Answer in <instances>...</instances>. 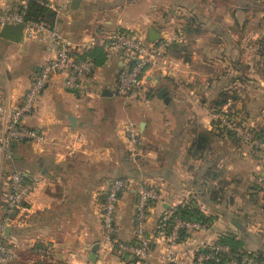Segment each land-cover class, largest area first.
I'll list each match as a JSON object with an SVG mask.
<instances>
[{"label": "crops", "instance_id": "obj_1", "mask_svg": "<svg viewBox=\"0 0 264 264\" xmlns=\"http://www.w3.org/2000/svg\"><path fill=\"white\" fill-rule=\"evenodd\" d=\"M103 1L82 0L79 10L55 24L60 33L65 32L62 34L66 39H72L77 58L83 56L80 46L89 38L76 17L99 9L101 13L120 17L116 21L104 20L102 24L115 23L119 30L140 27L146 37L150 28L161 36L177 26L174 32L184 39L189 37L193 51L189 56V45L177 43L167 52L164 64L149 68L144 75V101L119 109L125 113V119L120 116V120L115 108L101 112L95 104L96 100L114 96L123 63L121 56L107 54L102 48L89 53L100 63L91 80L93 88L89 97L67 92L64 75L54 78L25 125L61 144L75 136H81L83 142L72 154L64 146L18 144L19 157L14 158L10 167L43 175L46 183L19 212L7 236L8 227L5 228V240L9 245H19L21 256L33 254L38 259L36 247L52 246L55 261H42L50 264H127L116 254L102 258L99 243L100 213L108 185L116 178L129 177L137 184L159 186L164 192L162 203L150 208L149 229L156 225L163 210L181 202H194L211 218L210 228L178 247L180 260L175 264H192L187 252L197 241L233 239L244 250L264 256V213L258 184V174L264 171L258 167L251 149L233 137L214 131L211 115L215 100L223 93H235L237 101L230 100L232 105L228 103L223 108L229 109L231 105L246 113L249 124L264 128V116L261 117L264 114V25L258 20L264 18V0H105L104 4ZM95 2H102L98 11L93 7ZM20 3V0H0V11L19 10ZM112 11L116 12L112 14ZM122 17L138 18L139 23ZM188 17L194 26L185 23ZM174 22L177 23L173 26ZM187 29L189 33L202 30L210 36L192 38L186 36ZM240 35L242 43L238 40ZM252 39H260L258 45H250ZM0 40L5 41L1 44V64L10 61L19 64L17 74H0V104L15 106L23 100L33 78L39 74L37 68L41 70L50 51L43 44L40 52L27 54L25 39L22 43L1 37ZM10 43L19 45L16 51L6 50L5 44ZM176 52L184 56H177ZM185 56H189L195 67ZM163 88L169 91L168 105L158 98ZM104 91L112 96H103ZM174 91L184 94L186 100L182 98L183 102L176 104L178 97H174ZM71 118L75 120L74 127ZM129 120L138 125L141 135L140 154L135 161L130 157L122 131L123 124ZM205 135L209 136L210 144L197 154L192 144ZM246 167L253 171L246 176L247 186L240 188L243 183L240 176ZM136 195L134 187L120 197L118 204L117 237L124 242L135 239ZM2 218L0 209V226ZM97 245L96 259L92 261V249ZM161 249H155L150 264H169L161 260ZM18 258L23 261L20 252Z\"/></svg>", "mask_w": 264, "mask_h": 264}, {"label": "built area", "instance_id": "obj_2", "mask_svg": "<svg viewBox=\"0 0 264 264\" xmlns=\"http://www.w3.org/2000/svg\"><path fill=\"white\" fill-rule=\"evenodd\" d=\"M32 1L53 11L57 23L72 12L74 0H20L19 10L0 11V30L6 26H21L25 40L47 44L50 51L49 59L33 78L23 100L15 106L0 104V209L3 214L0 226V264H13L18 258L14 248L5 240V228L15 222L19 212L30 204L32 196L46 183L43 175L10 167L14 161L13 142H32L41 147L64 146L69 154L77 151L83 142L81 136L68 137L61 144L39 135L25 125V120L35 114L45 89L57 76H65L64 88L67 92L89 97L96 68L91 58H77L75 44L63 37L56 27L48 29L41 23L26 20V12ZM180 42L181 37L178 34L168 36L163 33L159 41L150 44L144 33L116 32L108 37H89L80 46V55L102 48L107 54L121 56L123 63L117 81V94L125 101H130L141 94L145 84L144 73L159 63L164 64L163 59L168 49L174 43ZM212 120L213 129L217 133L234 135L241 142L250 144L261 170H264V140L256 135L247 120L228 109L213 110ZM122 131L130 157L135 161L140 154L141 142L137 125L131 121L125 122ZM258 177L264 211V176L260 173ZM134 187L137 189L135 239L124 242L117 237L116 213L120 197ZM163 196L164 192L159 186L137 184L129 177L116 178L109 183L100 213L102 236L99 246L102 258L115 253L125 263L150 264L155 249L161 247V260L169 264L178 261V247L191 236L208 228L202 222L182 218L178 213V205L173 204L163 210L156 225L149 229L150 208L153 204L162 203ZM35 253L42 261L53 262L56 259L52 246H38ZM187 255L192 264H260L254 257L234 255L229 247L218 240L197 241Z\"/></svg>", "mask_w": 264, "mask_h": 264}, {"label": "rangeland", "instance_id": "obj_3", "mask_svg": "<svg viewBox=\"0 0 264 264\" xmlns=\"http://www.w3.org/2000/svg\"><path fill=\"white\" fill-rule=\"evenodd\" d=\"M104 2H105V0L103 1V4H104ZM101 4H102V2H95L94 3V5H93V7L95 6L96 7V11H98L97 10V7L98 6H101ZM102 8V7H101ZM102 10H103V8H102ZM92 11H94V8L92 9ZM102 11H100V9H99V12H96L95 13V11H94V13L92 12V13H84L83 14V16H81V15H78V17H76L77 18V20H78V22H80L81 23V27H83L84 28V30H85V36H88V38L89 37H91V36H94V35H97V36H106V37H108V36H111V35H113V33L115 34L116 32H118L119 31V29H118V27H116L115 26V23H113V24H111V25H105V24H102V22H104V20H113V21H116V20H118V19H120V17H117V16H114V15H111V14H109L108 12H105V9H104V12L105 13H101ZM109 12H111V11H109ZM114 12H116V11H112V14H114ZM68 15H71V14H68ZM66 16H64V18H65ZM72 18H73V16H72ZM206 20L209 18V17H204ZM218 18H220V17H218ZM217 17H215V19L217 20L218 19ZM63 19V18H62ZM121 19H125V20H128V21H130V20H132V21H134V23H139V21H138V18H135V17H122ZM192 19V18H191ZM191 19L188 17V18H186V20H184L185 21V23H188L189 24V22L188 21H191ZM203 18H201V20H202ZM259 20V22L260 21H263V25H264V18H259L258 19ZM101 21V23H99ZM177 21H178V19H177ZM83 22V23H82ZM177 22H174V23H172L173 24V26L176 24ZM179 23V22H178ZM261 23V22H260ZM137 27H138V24L136 25ZM140 28V27H139ZM137 29V30H132V29H130V30H127V31H131V32H140V33H144L141 29ZM177 28V26L175 27H172V28H170V30H167L165 33L168 35V36H175L176 34H178V36L180 35V37H181V42L183 43L184 42V44H186V45H189V46H187V49H188V51H187V54L190 56V54H191V52L193 51V48L191 47V42L189 41V37H185V39H184V37H182L181 36V34L179 33V32H174L175 30L174 29H176ZM172 31V32H171ZM62 33L63 34H65V32H63L62 31ZM62 33H60L63 37H65ZM188 35H186V36H190V37H192V38H194V37H202V36H207V37H209L210 36V34L208 33V32H206V33H203L202 32V30L200 31V32H192V33H187ZM67 38V37H66ZM211 38H213V40H214V38L215 37H211ZM69 40V39H68ZM239 41H241V43H242V40H243V36L242 35H240V37H239V39H238ZM258 40V41H257ZM259 40L260 39H256V40H251V43H250V45L251 44H256V43H258L259 42ZM71 42H72V39L70 40ZM0 53H2V51H1V48H2V45L1 44H3V43H5V41H3V40H0ZM28 41L27 40H25V43H27ZM8 43V42H7ZM200 44V43H199ZM41 45H43V44H41V43H36V42H28V44H27V46H26V49H25V52L27 53V54H29L28 52H33V53H37V52H40L41 51V48H42V46ZM256 45H258V44H256ZM5 48H7L6 50L8 51V52H14V51H16V48L19 46L18 44H12V43H10V44H5ZM243 48V47H242ZM9 49V50H8ZM245 49V48H244ZM191 51V52H190ZM16 53V52H15ZM255 53L258 55V52H256V50H255ZM176 55L178 56V55H181V56H184V53H178V52H176ZM255 55V54H254ZM189 56H185L184 57V59L186 58H189ZM242 56H243V53H242ZM1 59V58H0ZM185 59V60H186ZM187 61H189V63H191V65L193 66L194 65V67H195V64H194V62H192L191 60H190V58H189V60H187ZM37 62H39V60L37 61ZM2 62H0V65H2V66H0V74H4L5 76H7V75H9V74H17V72L19 71V64L17 63V61H10V63H3V64H1ZM160 64V63H159ZM258 65H259V63H258ZM184 68V70L186 71V72H189L188 71V69H186L185 67H183ZM194 69V68H193ZM221 70V69H220ZM217 71H219V69L217 70ZM31 72H33V65L31 66ZM145 74V73H144ZM185 80H186V78H185ZM7 82V81H6ZM145 94H146V86H145V84H144V87L142 88V90H141V94L140 95H138V97H136L135 99H132V101H131V99H130V101H125L124 100V98L123 97H120L118 94H117V88L115 87V90H114V96L112 97V98H106V99H99V101L98 100H96V104H95V106L98 108V109H100V111L101 112H103L104 110H108V109H116V111H117V117H118V120H120L121 119V117H122V119H125V113H124V111L123 112H121V110H119V109H122L123 107H126L127 106V104H129V105H134V103H135V101H139V102H141V101H144V99H145ZM173 94H174V97H178L177 99H178V101H177V103L176 104H180L181 102H183L182 100L184 99V100H186V98H184V94H179V93H177L176 91H174L173 92ZM238 94H240V93H238ZM239 96V95H238ZM183 98V99H182ZM229 104H231L232 105V103H230L229 102ZM229 106V109L232 107V106ZM127 108V107H126ZM125 109V108H124ZM222 109H224L225 110V108H222ZM228 109V110H229ZM232 111H234V112H236V114H240L245 120H247L246 119V113H243V112H238L237 111V109L236 108H233L232 107ZM214 109H212L211 111H213ZM230 111V110H229ZM120 112V113H119ZM211 115H212V112H211ZM121 116V117H120ZM262 116H264V114H261V117ZM101 119H102V117H101ZM262 119H263V117H262ZM110 121V120H109ZM113 121V120H112ZM130 121V120H129ZM126 122H128V121H126ZM131 122H133V121H131ZM113 123H114V121H113ZM134 124H136L135 122H133ZM263 123H264V120H263ZM112 124V123H111ZM137 125V124H136ZM251 125V124H250ZM137 128H138V125H137ZM251 129H253V131H258L259 129H256V127L254 126V125H251ZM122 130H123V126H122ZM138 132H139V135H140V131H139V128H138ZM211 138V137H210ZM140 141H141V135H140ZM240 141V140H239ZM241 142V141H240ZM243 145H245V146H247L249 149H251V152L253 151V148H252V146L250 145V144H246V143H244V142H241ZM244 146V147H245ZM246 147V148H247ZM253 153H254V151H253ZM257 160V159H256ZM257 165H258V167L261 169V167H260V165H259V162H258V160H257ZM253 170H251L250 168H248V167H246V172H243V174H241V176H240V178H242L243 179V183H242V185H241V187L240 188H243V187H246L247 186V184H248V180H247V177L246 176H248L251 172H252ZM262 171H264V170H262ZM262 175L264 176V172L262 173ZM250 176V175H249ZM258 180H259V177H258ZM259 184V183H258ZM261 198H262V194H261ZM260 205H261V208H262V200L260 201ZM262 211H263V208H262ZM263 213H264V211H263ZM13 248H14V250L16 251V253L19 255V252H20V260H23V261H19V258H18V260H16V263H19L20 262V264H50V263H45V262H42V260L40 261L38 258H34L33 257V254H31V255H28V256H21V249H20V247H19V245H17V244H10ZM113 254V253H112ZM115 254V253H114ZM111 255V254H110ZM110 255H108V256H110ZM117 255V254H116ZM180 260V258L178 257V261ZM15 263V262H14ZM151 263V262H150ZM56 264H59V262L58 263H56Z\"/></svg>", "mask_w": 264, "mask_h": 264}, {"label": "trees", "instance_id": "obj_4", "mask_svg": "<svg viewBox=\"0 0 264 264\" xmlns=\"http://www.w3.org/2000/svg\"><path fill=\"white\" fill-rule=\"evenodd\" d=\"M26 20L41 23L45 25L48 29H53L56 23V14L53 11L46 9L45 7L39 5L37 2L32 1L29 3V6L26 12ZM188 26L192 27L194 25L189 23ZM118 32L128 33L129 31L119 30ZM186 32L189 33L191 31L187 29ZM176 45L177 43H174L168 49V51L176 47ZM87 57L91 58L92 60L94 59L93 61H94L95 67L97 66V64L98 65L100 64L99 62H96L97 60H95L93 55H90L89 53L81 56L80 59H84ZM234 94L223 93L217 100L214 101V104L212 105V109L220 111L222 110L224 106H226V104L229 103L230 100L237 101V96ZM256 129H259L258 131L257 130L255 131L256 135L261 137L264 140V128H256ZM214 131L216 132V130ZM219 135H227L239 141V139L234 135L232 136L229 134H221V133H219ZM209 144H210L209 136L205 135V137L200 136L197 139V141L192 144V146H193L194 152L199 154L202 151V149L208 148ZM259 190L261 192L260 187H259ZM177 205H178V213L182 218L202 222L204 225L207 226V228H210L211 218L202 209H200L194 202H190V201L181 202V203H178ZM218 241L226 245L227 247H229L234 253V255L236 256L247 255L252 258L254 257L258 262H260V264H264L263 254L248 252L242 248V245L239 242H235L233 239H221ZM127 264H131V263H127Z\"/></svg>", "mask_w": 264, "mask_h": 264}, {"label": "water", "instance_id": "obj_5", "mask_svg": "<svg viewBox=\"0 0 264 264\" xmlns=\"http://www.w3.org/2000/svg\"><path fill=\"white\" fill-rule=\"evenodd\" d=\"M82 0H74L71 6L72 11H77L80 9ZM0 37L8 40L10 42L14 43H22L24 38H23V32H22V27L21 26H6L3 29L0 30ZM161 39L160 34L153 28H150L147 33L146 40L148 43L152 44L156 41H159ZM37 72H40V67L37 68ZM103 96H112V93L108 91H104ZM158 98L163 100L166 105L170 103V97H169V91L166 88L161 89L158 92ZM70 122L72 126H75V120L74 118L70 119ZM13 148L15 150L14 152V158L18 159V143L13 142ZM10 227L6 229L5 235H8V232L10 231ZM98 245L92 249V254H91V260L94 261L96 259V252L98 249ZM170 264H175V263H170Z\"/></svg>", "mask_w": 264, "mask_h": 264}]
</instances>
